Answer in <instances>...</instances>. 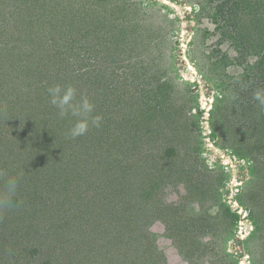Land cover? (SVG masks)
<instances>
[{
    "label": "rangeland",
    "instance_id": "374dc122",
    "mask_svg": "<svg viewBox=\"0 0 264 264\" xmlns=\"http://www.w3.org/2000/svg\"><path fill=\"white\" fill-rule=\"evenodd\" d=\"M45 2L55 12L62 6L84 7L85 24L69 37L81 41V57L101 67L107 86L114 91L123 86L117 95H137L139 85L147 83L150 94L161 90L178 111L171 144L178 148L177 162L170 171L180 168V172L167 171L168 180L177 177V182L165 184L156 203L169 208L163 216L170 220H155L144 230L145 264H264V104L254 98L257 92L264 95V81L252 68L256 57L250 43L245 40V48L237 46V29L228 15L215 19L212 14L220 4L233 0H0V64L7 69L13 95L18 93L15 100L26 102L28 111L36 102L31 83L48 89L49 79L27 81L16 73V67L25 63L12 61L10 55L28 51L32 54L28 60L37 62L34 41L52 37L47 35L49 28L38 22L37 8ZM76 13L79 20L83 12ZM94 16L103 20L104 32L114 29L98 35L100 43L107 42L102 55L82 50L86 39L78 34H85ZM250 18L232 21H239L246 31ZM62 30L53 33L59 37ZM62 40L66 43L65 37ZM39 96L37 92V104ZM6 120V112L0 111V130L12 126ZM5 133L3 141L10 144L12 134ZM19 154L5 157V168L0 163L2 191L8 180L26 173L31 159ZM1 168L7 170L4 175ZM27 178L37 184L41 177L30 170ZM29 185L28 194L22 195L33 201L44 190ZM75 185L68 190L74 192ZM189 185L196 188L194 192H188ZM48 199L53 203L52 196ZM75 260L68 263L82 264Z\"/></svg>",
    "mask_w": 264,
    "mask_h": 264
},
{
    "label": "trees",
    "instance_id": "16d2710c",
    "mask_svg": "<svg viewBox=\"0 0 264 264\" xmlns=\"http://www.w3.org/2000/svg\"><path fill=\"white\" fill-rule=\"evenodd\" d=\"M54 9L46 2L38 6L42 21L38 22L49 28L47 35L52 37L34 41L39 52L37 62L28 60L32 55L28 51L17 55L12 52V61L25 63L16 67V73L26 76L27 81L33 77L49 79L48 89L57 85L74 88L72 103L79 107L86 98L94 105L90 115L101 117L100 125L90 123L85 135L72 138L69 130L82 117L73 116L71 111L61 117L59 109L50 103L48 89L39 82L37 86L31 83L36 102L28 111L26 102L15 100L18 93L13 95L7 69L0 64V111L6 112L7 124L12 125L0 130V163L5 168L8 161L4 158L13 153L20 156V152L31 159L25 165V175L15 179L14 190L8 184L5 191L0 189V264H72L68 262L75 259L82 264H145L147 257L141 256L147 248L144 230L155 220H170L163 216L169 208L156 203L164 185L170 182L167 171L177 162L178 148L171 144L176 136L173 116L178 111L161 90L150 94L147 83L139 85L137 95H117V89L123 90V86H116L115 91V87L107 86L101 67L85 63L81 57V41L69 37L72 30L85 24L84 7L77 10L62 6L57 9L59 17ZM76 12H83L79 20ZM212 14L215 19L220 14L228 15L237 29V46L245 48V40L250 43L256 57L252 68L264 81V0L223 2ZM244 16L251 17L246 31L239 21H232ZM102 22L94 16L85 34L78 33L86 39H82L85 52L103 54L107 42L100 43L99 36L114 29L104 32ZM57 28H63L59 37L53 33ZM63 37L66 43L61 44ZM5 131L12 134L10 144L3 141ZM236 140L232 138V142ZM30 170L41 177L37 184L30 178L25 180ZM1 171L3 175L7 172L3 168ZM170 172L177 174L180 168ZM171 182L175 185L177 177ZM30 183L44 190L37 192L33 201L22 195L28 194ZM73 183L76 190L71 192L68 187ZM17 189L20 195L13 193ZM188 189L192 193L196 188L189 185Z\"/></svg>",
    "mask_w": 264,
    "mask_h": 264
},
{
    "label": "clouds",
    "instance_id": "9594fccd",
    "mask_svg": "<svg viewBox=\"0 0 264 264\" xmlns=\"http://www.w3.org/2000/svg\"><path fill=\"white\" fill-rule=\"evenodd\" d=\"M48 92L51 97L50 103L59 109L61 117L67 115L70 111L73 116L82 117L78 119L69 130V134L72 138L85 135L89 130L90 123L93 126L99 127L101 117H92L90 115L94 110V105H92L86 98L79 107L72 103L75 97L74 88L67 87L66 89H62L59 85H57L49 88ZM254 98L260 101L261 104H264V95L260 92H257ZM8 187L10 190H14L16 187V181L14 179L9 180Z\"/></svg>",
    "mask_w": 264,
    "mask_h": 264
}]
</instances>
